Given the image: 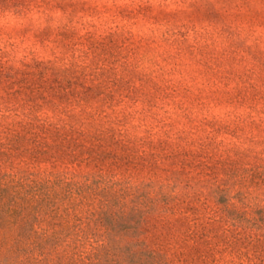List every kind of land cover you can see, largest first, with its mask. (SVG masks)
I'll return each mask as SVG.
<instances>
[{
  "label": "rangeland",
  "instance_id": "rangeland-1",
  "mask_svg": "<svg viewBox=\"0 0 264 264\" xmlns=\"http://www.w3.org/2000/svg\"><path fill=\"white\" fill-rule=\"evenodd\" d=\"M15 1L0 2L1 80L48 60L42 71L68 91L50 100L97 117L93 135L137 160L78 167L45 146L10 148L21 126L3 132L0 108V264L264 249V0ZM62 25L72 49L52 37ZM72 34L92 39L95 76H76L87 50Z\"/></svg>",
  "mask_w": 264,
  "mask_h": 264
},
{
  "label": "trees",
  "instance_id": "trees-1",
  "mask_svg": "<svg viewBox=\"0 0 264 264\" xmlns=\"http://www.w3.org/2000/svg\"><path fill=\"white\" fill-rule=\"evenodd\" d=\"M12 1L0 0L3 5L10 4ZM36 2L37 0L33 2L29 0V5L35 4ZM38 4H36L35 7H38L39 10ZM24 8L25 10L28 9L26 6H24ZM71 31L73 30H70V32ZM67 32H69V30ZM58 33H61V36H59ZM72 35L75 37L81 35L84 40L82 45H84L87 50L85 70L83 73L81 72L76 76L78 77L81 74L79 79L84 76L89 77L91 74L95 76V69L90 63L92 62L93 50L95 49L91 48L93 46L92 39L90 36H84V34ZM55 36L56 40H58V45L70 49L74 46L66 42V34L63 25L59 30L53 33L52 37ZM42 62H48V60L44 61L42 59L35 61V67L38 68L37 71L33 70V64H24L26 69L19 71L18 75L20 78L14 76L10 80H7V83L3 82L0 76V108L2 111H6L2 116V120L4 119L3 121L6 123V128L3 132L8 133L10 127L14 124H19L21 126L12 136L8 135L7 139L9 141L12 140L10 148H15L17 145L23 147V150H27V152L34 150L40 152L41 148L45 146L52 149L54 152L55 150L58 151L61 157V163H76L78 167L86 165L121 166L127 162L136 161V154H131L129 158H123V156L117 154V147L112 149L107 148V141H110L109 138L105 139L93 135L92 132L98 129V125H101V123H97V117L91 118L88 113H84V116H88L92 119L90 122H86L83 117L77 115V108L75 111L74 106H68V102L57 103L54 100H50L53 97L58 99H60V96L65 97L68 91H61L63 87L60 86L62 83L59 79H49L50 77H47L45 72L41 69ZM87 79L88 78L80 80V83H84L85 91H82L86 92L88 95L90 87L86 85ZM72 91L77 95L81 93L80 90L74 89ZM11 101L15 102L14 108L11 107ZM21 110L24 112H21ZM44 110H51L50 118L44 117ZM15 113L22 118L15 122L12 121V119L9 120L11 115H15ZM107 124H109V122H107ZM111 130L112 128L109 126L107 129L108 133H110ZM47 136H49L51 141L46 138ZM83 141L85 144H80V142ZM112 141L117 143L116 140ZM121 144L122 143H118V147H120ZM129 149L131 150L132 148ZM23 150L17 153L21 154ZM172 255L178 259L176 264H181L182 262H186L185 264H264V249L192 246L189 247L186 252L182 251V249L174 250Z\"/></svg>",
  "mask_w": 264,
  "mask_h": 264
}]
</instances>
